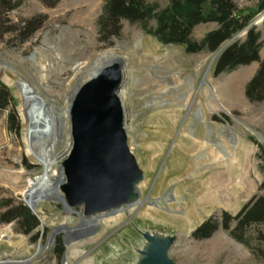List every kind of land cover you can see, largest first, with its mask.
Segmentation results:
<instances>
[{
    "label": "rangeland",
    "instance_id": "1",
    "mask_svg": "<svg viewBox=\"0 0 264 264\" xmlns=\"http://www.w3.org/2000/svg\"><path fill=\"white\" fill-rule=\"evenodd\" d=\"M11 1L16 8H0V86L12 96L0 113V264H136L145 244L138 229L174 236L168 256L175 264H264V221L238 230L242 242L232 236L237 220L229 230L221 225L224 214L234 218L264 198V99L246 94L260 63L214 72L223 50L242 43L246 30L215 52L193 53L155 35L171 0H146L152 18L122 19L116 26L104 19L108 0ZM233 1L247 11L256 10L260 0ZM250 25L261 33L264 59V11ZM218 28L215 22L200 24L191 38L200 43ZM107 52H117L130 65L120 91L128 97L129 146L145 178L139 184L141 203L92 216H105L104 224L87 228L84 206L69 211L54 195L40 199L35 209L27 204L30 182L46 174L29 154L22 97L7 79L32 88L47 107L43 114H55L56 135L40 150L43 159H51L67 144L66 113L79 70ZM13 111L19 132L11 126ZM67 157L57 168L63 171ZM209 189L215 192L212 201ZM61 193L65 201L62 186ZM20 206L38 220L30 232L6 221ZM209 220L219 223L218 230L196 239L194 231Z\"/></svg>",
    "mask_w": 264,
    "mask_h": 264
},
{
    "label": "water",
    "instance_id": "2",
    "mask_svg": "<svg viewBox=\"0 0 264 264\" xmlns=\"http://www.w3.org/2000/svg\"><path fill=\"white\" fill-rule=\"evenodd\" d=\"M232 39L231 41H233ZM223 47L218 51L221 52ZM124 81L119 62L105 67L75 93L70 111L73 146L62 163V185L71 209L84 206L92 217L131 206L139 199L145 173L129 146L119 91ZM138 232L145 239L136 264H175L168 256L171 235Z\"/></svg>",
    "mask_w": 264,
    "mask_h": 264
},
{
    "label": "trees",
    "instance_id": "3",
    "mask_svg": "<svg viewBox=\"0 0 264 264\" xmlns=\"http://www.w3.org/2000/svg\"><path fill=\"white\" fill-rule=\"evenodd\" d=\"M7 7L9 11L16 8L11 0H0V8ZM154 9L146 4V0H108L105 8V18L111 25L122 19L131 22L146 21L152 18ZM264 11V0H260L256 10H241L233 0H171L170 6L160 18L155 35L162 43H174L186 46L188 52H200L208 49L217 51L223 43L245 30L258 13ZM2 14L0 13V19ZM114 22V23H113ZM215 22L219 28L207 34L200 43L191 38L193 30L200 24ZM113 23V24H112ZM31 24V23H30ZM105 26L106 24L103 23ZM28 26H25L27 29ZM37 28L32 29L33 33ZM262 48L261 33L253 26L248 29L246 38L242 43H234L227 47L218 58L214 72L219 75L226 71H232L242 65L259 62L257 74L248 83L246 94L252 100L264 99V59L260 57ZM12 100L9 90L0 86V113L7 109ZM11 126L19 132L21 124L17 113L10 115ZM13 212V211H12ZM10 212L7 222L17 221L30 232L38 226L37 218L25 207L20 206L15 212ZM237 220L236 231L232 236L238 241H243L242 235L237 231L257 222L264 221V198L252 201L236 217L223 215L222 227L230 229L232 220ZM219 228V223L209 220L198 227L193 236L196 239L210 238Z\"/></svg>",
    "mask_w": 264,
    "mask_h": 264
},
{
    "label": "bare ground",
    "instance_id": "4",
    "mask_svg": "<svg viewBox=\"0 0 264 264\" xmlns=\"http://www.w3.org/2000/svg\"><path fill=\"white\" fill-rule=\"evenodd\" d=\"M116 62H119L121 64L123 75L127 80V78L131 76L129 75L130 65L125 60V57L121 56L117 52L103 53L96 59V62L92 64L91 68H87V69L83 68L79 70L80 78H79L78 87L69 100L68 108H67L68 111L66 113L67 121L65 122V126H66L65 130L68 132L67 144L63 153L61 154L59 153L60 155H56L51 159H43L42 158L43 156L41 157L40 150L43 148L42 143L44 141L47 142L48 140H50L51 137L53 136L55 137L56 135L55 132H53V130L56 129L55 128L56 117H54L55 114H51L50 116H46L45 114H43L42 111L47 110V107L43 106V103L39 102V99L32 88L26 86L22 82L15 83L13 80L7 79V82L10 85L18 86L19 89V90L17 89L18 93L22 97V108L26 117V141L27 143L28 141L31 142L32 151H33V152L29 151V154L31 155V158L34 162H37L39 165H41V167H43V170L45 171L46 174L45 177L38 178L35 181L30 182L29 189L27 192H25L26 202L31 208L35 209L36 206H38L40 199H43L45 197L50 198L54 195V198L61 201L66 209H68L69 211L74 210L69 208L66 200L64 201V199L62 198L61 186L64 184L66 179H64L63 177V171L61 167L57 168L59 162L62 161L69 154L73 146L72 139L70 138L71 135L70 110H71L72 100L75 93L85 82H87L89 79L99 74L108 65ZM124 86L126 88V81ZM119 97L121 99L124 112L126 113L128 108V97L127 94L124 93V90L119 91ZM38 109H40V112ZM43 186H46L47 190L42 188ZM138 192H139V188H138ZM208 193L210 195L209 197L210 200L211 201L214 200L215 192L214 191L212 192V190L209 189ZM139 203H141V200H138L132 206H135ZM104 217L105 216L96 217V218H90V217L88 218L86 216L82 217V226L87 228L99 227L102 224H104V220H103ZM31 261L29 260V264L31 263Z\"/></svg>",
    "mask_w": 264,
    "mask_h": 264
}]
</instances>
